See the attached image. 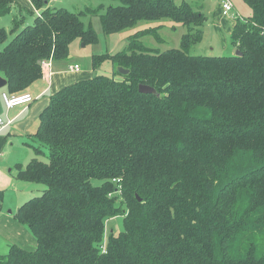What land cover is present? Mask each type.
<instances>
[{
	"label": "trees",
	"instance_id": "16d2710c",
	"mask_svg": "<svg viewBox=\"0 0 264 264\" xmlns=\"http://www.w3.org/2000/svg\"><path fill=\"white\" fill-rule=\"evenodd\" d=\"M32 1L41 14L25 23L12 14L16 0H0L13 24L0 28L9 95L40 79L45 61L65 59L73 40L98 41L86 12L106 34L164 18L187 31L160 51L139 40L159 26L136 30L123 50L91 56L93 69L109 60L111 74L50 95L36 156L15 165L16 178L45 185L14 215L36 247L11 243L0 264H264V0H243L251 12L230 32L238 55L190 53L203 14L187 2L109 0L73 12ZM115 217L122 229L104 241Z\"/></svg>",
	"mask_w": 264,
	"mask_h": 264
},
{
	"label": "rangeland",
	"instance_id": "374dc122",
	"mask_svg": "<svg viewBox=\"0 0 264 264\" xmlns=\"http://www.w3.org/2000/svg\"><path fill=\"white\" fill-rule=\"evenodd\" d=\"M49 0L46 5L49 8L57 9L64 8L69 11L79 12L86 8H96L100 3L107 7L109 0ZM174 3L180 4L182 2L189 3L194 10L200 11L203 14L201 21L202 39L196 43L191 49L190 53L206 54V55H228L235 53L230 44V32L234 24V19H242L250 14L249 6L243 0H230L233 4V9L228 15H224L221 10L219 0H173ZM111 2V1H110ZM33 3V1H32ZM53 3V4H52ZM111 4H115L111 2ZM51 6V7H50ZM45 8V7H44ZM13 9V8H12ZM15 9V8H14ZM105 9V8H104ZM29 10V13L28 11ZM104 10H102L103 12ZM32 12V13H30ZM15 16L25 17V23L33 21L31 14L40 16L41 9L34 5L30 9L13 10ZM236 14V15H235ZM235 15V16H234ZM14 17V16H13ZM82 21L85 27L90 23L93 27L98 41L96 43L84 44L79 39L73 40L68 46V55L62 60L60 69L51 68L48 79L44 75V81L47 85L54 84V78L51 77L57 71H71L69 64L77 63L80 69L74 73H63L62 77H67L64 81L72 82L81 79L92 77L96 73L111 74L112 65L109 60H105L99 67L93 69L91 67V56L101 53H115L123 50L129 41V37L136 30H141L147 27L159 26L156 33H146L139 37L142 44L150 49L165 50L168 48L178 47L181 36L186 33L187 27L177 24L168 18L158 21L140 20L132 28H126L119 32L106 34L101 25V20L97 14H90L86 12L82 16ZM12 16H5L0 18V28H5L10 31L12 28ZM10 36V35H9ZM45 61L43 67H45ZM52 71V72H51ZM37 81V80H36ZM66 82V83H67ZM64 84V83H63ZM62 84V85H63ZM55 87V86H54ZM49 87L47 88V90ZM51 93V90H49ZM49 97V96H48ZM4 107L2 99L0 98V108ZM0 117L4 119V115L0 113ZM5 124L7 123L4 122ZM9 123V122H8ZM10 126V125H9ZM8 127L0 129V255L7 252V245L15 242L26 248L36 247L35 238L32 235L26 224L21 223L14 216L17 207L29 197L37 196L45 189L43 184H34L28 181L19 180L16 178L15 162L24 163V165L35 155L33 149L27 147L20 141L21 137L7 133ZM28 141V139H26ZM44 154L38 155L37 158L41 161H46L47 149L43 148ZM34 184V185H32ZM22 201V202H21ZM122 229V220L120 217L109 219L105 223L104 241H106L108 232L113 230L115 233Z\"/></svg>",
	"mask_w": 264,
	"mask_h": 264
},
{
	"label": "crops",
	"instance_id": "0c3cea01",
	"mask_svg": "<svg viewBox=\"0 0 264 264\" xmlns=\"http://www.w3.org/2000/svg\"><path fill=\"white\" fill-rule=\"evenodd\" d=\"M54 1H57V3L60 2L58 0H54ZM16 2H17V5L19 6V7H15V9H17V11L21 8L30 9L31 6H33L32 0H16ZM47 5H51V4H49V2H48ZM15 9L14 8L12 9V14H13V10H15ZM62 60L50 59L48 64L43 68L42 77L40 79H38L37 81H35L34 83H32L26 89V92L30 93L33 96V100L31 102H29L28 104H21V105L10 107V108L6 107V105L2 99V93H7L6 92L7 90H6L5 86L0 88V98L2 99V102L4 104V107L0 108V113H2L4 115V119H2L0 117L3 121V126H0V129L2 130V129H5L8 127L7 133L8 134L12 133L13 135H17L18 137H21L20 141L22 143H24L30 149H32V146H30V144L31 143L33 144V137L32 136L38 127L40 112L48 103L50 95L55 93L61 87L65 86L69 83H72V82L68 83L67 81H64L65 79H68V78L67 77L63 78L62 75H63V73H68V72L74 73V71L64 70V71L60 72V71H57L55 69L53 71L55 73L53 75H51L52 78L56 76L54 78L55 83L51 84V85L50 84L47 85L46 82L44 81V75L47 78L49 73H50L51 68L60 69V66H62L61 65ZM69 65H71V64H69ZM48 87H49V89L47 90ZM49 90H51V93H49ZM6 120H7V123L5 124L4 122H6ZM26 139H28V141ZM16 164H21V166H24V163H21V162L18 163V161L15 162V165ZM15 173L16 172H14V174ZM32 185H34V184H32ZM34 241L36 244V240H34ZM15 242H12V243H14V244L20 246L21 248L26 249V250H34L35 249V247L26 248V247L20 245L19 243H15ZM8 245H7V250H8Z\"/></svg>",
	"mask_w": 264,
	"mask_h": 264
},
{
	"label": "built area",
	"instance_id": "2783aa9c",
	"mask_svg": "<svg viewBox=\"0 0 264 264\" xmlns=\"http://www.w3.org/2000/svg\"><path fill=\"white\" fill-rule=\"evenodd\" d=\"M219 2H220L222 13L224 15H228L233 9L232 2L230 0H219ZM45 64L47 65L48 63H45ZM69 69L71 71H77L80 69V66L79 64L75 63L72 65H69ZM2 99L6 107L10 108V107L18 106L21 104H28L29 102L33 100V96L27 92L20 93V94H12V95H9L7 93H2ZM0 126H3V121L1 118H0Z\"/></svg>",
	"mask_w": 264,
	"mask_h": 264
},
{
	"label": "water",
	"instance_id": "95a60500",
	"mask_svg": "<svg viewBox=\"0 0 264 264\" xmlns=\"http://www.w3.org/2000/svg\"><path fill=\"white\" fill-rule=\"evenodd\" d=\"M235 54H240L239 50H235ZM118 71L121 73V74H126L128 71L126 69H123V68H118ZM6 85V80L0 76V88L5 86ZM138 91L139 92H142V93H153L154 92V88L149 86V85H146V84H139L138 85ZM138 198V197H137ZM139 200V198H138Z\"/></svg>",
	"mask_w": 264,
	"mask_h": 264
}]
</instances>
